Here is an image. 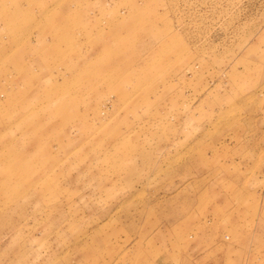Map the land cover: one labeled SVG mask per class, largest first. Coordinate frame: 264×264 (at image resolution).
<instances>
[{"label": "rangeland", "instance_id": "rangeland-1", "mask_svg": "<svg viewBox=\"0 0 264 264\" xmlns=\"http://www.w3.org/2000/svg\"><path fill=\"white\" fill-rule=\"evenodd\" d=\"M0 264H264V0H0Z\"/></svg>", "mask_w": 264, "mask_h": 264}]
</instances>
